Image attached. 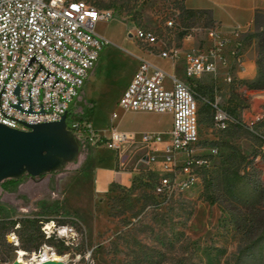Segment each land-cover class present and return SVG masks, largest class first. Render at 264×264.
<instances>
[{
    "label": "rangeland",
    "instance_id": "374dc122",
    "mask_svg": "<svg viewBox=\"0 0 264 264\" xmlns=\"http://www.w3.org/2000/svg\"><path fill=\"white\" fill-rule=\"evenodd\" d=\"M84 1L112 11L110 20H98L94 25L95 32L105 34L109 42L98 51L99 55L105 53L101 72L73 101L68 119L87 117V105L93 102L91 115L96 117H105L113 110L119 112L114 93L130 72L134 53L149 49L138 40L131 45L125 37L127 26L147 28L158 39L178 45L179 30L166 26L165 21L171 18L184 25L191 22L175 17L172 9L177 8L168 0ZM192 23L204 25L201 19ZM252 31L253 26L240 33V37ZM194 34L205 37L202 32ZM245 46V55L242 51L241 63L236 66L242 73L241 79L255 73L254 39ZM159 61L161 67L171 71L170 65L162 63L163 58ZM201 84H195L199 146H215L217 153L207 155L208 167L199 168L198 180L190 188L175 190L168 198L156 196L152 185L158 175L150 169H141L142 173L135 175L128 186L112 184L103 194H95L91 191V171L107 159L108 152L76 140L77 154L59 168L34 178L24 174L18 179L0 181V219L30 220L28 226L20 221L7 224L0 240V264H8L19 251L23 253V261L32 262L36 254L42 257L44 249L64 258L68 264H172L191 250L189 246L185 248L183 236L195 241L198 247V251L191 252L189 264H196L198 258L194 255L200 256L201 249L208 245L224 246L227 264H234L236 243L226 234L230 211L225 208L221 193L224 174L220 172L219 161L229 146L243 155L256 154L255 160L261 167L259 176L264 178V165L260 161V147L264 143V90L229 91L225 101L220 99V105L239 114L241 120L240 124H229L221 130L211 125L210 108L201 107V95L214 99L213 89ZM251 121L254 123L248 126ZM215 197L214 203L208 202V198ZM6 244H10L7 249Z\"/></svg>",
    "mask_w": 264,
    "mask_h": 264
},
{
    "label": "built area",
    "instance_id": "2783aa9c",
    "mask_svg": "<svg viewBox=\"0 0 264 264\" xmlns=\"http://www.w3.org/2000/svg\"><path fill=\"white\" fill-rule=\"evenodd\" d=\"M172 10L177 17L178 10ZM111 17L110 9L98 8L84 0H0V123L26 130L28 124L57 121L66 114L67 128L78 142L114 150L138 142L143 148L141 160L159 167L153 193L168 198L175 190L190 188L198 180L199 168L208 167L207 155L217 153L215 146H199L197 101L190 83L144 56L135 55L138 65L117 100L118 107L123 111L168 112L172 119L165 133L142 131L138 141L134 132L111 125L109 134L102 135L87 117L67 116L98 58V51L109 42L97 37L94 25ZM165 24L186 36L198 31L208 38L205 46L183 52L174 45L157 50L171 64L183 58L186 80L208 75L212 79L221 77L227 84L234 81L229 68L241 63L240 25L233 26V40L229 42L214 25L184 26L171 18ZM132 35L148 46L159 41L154 32L140 26L134 28ZM164 77L169 78V86L164 85ZM207 103L213 128L222 130L229 124L241 123L216 98ZM115 117L112 113L111 118ZM260 153L264 154V143ZM36 255L32 262L42 258L39 253Z\"/></svg>",
    "mask_w": 264,
    "mask_h": 264
},
{
    "label": "crops",
    "instance_id": "0c3cea01",
    "mask_svg": "<svg viewBox=\"0 0 264 264\" xmlns=\"http://www.w3.org/2000/svg\"><path fill=\"white\" fill-rule=\"evenodd\" d=\"M171 2H177L185 9L192 10H207L212 19L213 25L217 28L220 35L228 39L229 42L233 40L231 34L232 28L235 25L241 26V33L245 30L250 29L252 26L253 14L256 9H264V0H168ZM123 22L126 26L127 24ZM129 28L128 26L125 29V37L130 40L132 46H134V41L136 40L132 35L134 28ZM95 32V30H94ZM96 33V32H95ZM106 38L105 34H98ZM205 36V35H204ZM107 39V38H106ZM199 34H191L190 36L181 35L179 37L178 45L174 44L173 41L166 43L165 41L159 39V41L154 46H148L149 49L141 51V53H134L136 55H142L148 59L153 64L159 66L163 70V67L160 66V59H162L158 54L157 50L164 48V45L171 46L174 45L180 49L181 52L195 48L197 46H205L208 43V38L205 36L203 40ZM134 40V41H133ZM253 44V43H252ZM249 46V45H248ZM138 49V45H135ZM245 48L246 46L243 45ZM243 48V52H244ZM140 49V48H139ZM141 50V49H140ZM105 53L98 55L96 63L88 71V75L81 87L80 92L87 88V84L91 81L93 77H98L99 72H101V60L104 57ZM245 55V52H244ZM134 57V56H133ZM256 50L253 54V65L255 67V73L253 76L248 79H241L242 73L234 66L229 68V73L235 80L240 81H249L253 79L256 75V64H255ZM164 59V58H163ZM163 64H168L171 67V71L168 73H173L177 78L187 81L191 86H195L196 82L203 83V87H210L213 89L214 98L218 101L227 98L229 94V86L223 82L222 78L212 79L208 75H204L198 79L186 80L183 73V58L180 57L174 64H171L167 59H164ZM117 66L118 63H113ZM138 65V60L136 57L133 59V64L131 66L130 72L123 78L121 84L117 87L114 93V103L117 105V100L120 97L122 91L128 84L130 78L132 77L134 71ZM163 83L165 86L170 85V80L168 77L163 78ZM235 91H245V87L241 85L240 87L234 88ZM86 94H89V90L86 89ZM89 96V95H88ZM207 97H201L202 102L207 103ZM92 101V99H91ZM208 104V103H207ZM95 107V102L88 103L87 109L88 112H85L87 118L92 123V126L97 129L102 135L109 134V127L112 125L118 130L122 131H131L136 134V140L138 141L139 132L142 131H151V132H160L165 133L171 127V114L168 112L158 113L152 111H123L119 107V112L116 110L111 111L110 114H107L105 117H96L91 115ZM92 112V113H91ZM115 113L116 117L111 118V114ZM165 138V137H164ZM164 141V139H163ZM163 141L159 143L161 147ZM96 149H102L105 152H108L107 159L99 165V167H94L91 171V191L95 194H103L106 192L112 184H117L121 186H128L135 175L141 174L142 170H151L154 171L157 175L159 173V167L155 164H147L141 160V155L143 153L142 146L135 142L134 144H124L118 150L106 148L104 146H98ZM86 150H91L89 147H86ZM93 150V149H92ZM47 183V181H46Z\"/></svg>",
    "mask_w": 264,
    "mask_h": 264
},
{
    "label": "trees",
    "instance_id": "16d2710c",
    "mask_svg": "<svg viewBox=\"0 0 264 264\" xmlns=\"http://www.w3.org/2000/svg\"><path fill=\"white\" fill-rule=\"evenodd\" d=\"M177 10V17L180 20L191 21L187 25L178 22L180 25L191 26L193 20L201 19L204 22L202 27L212 26V19L207 10L185 9L177 2L173 3ZM253 31L243 34L240 39L242 45H246L252 38L256 45V75L249 81L235 80L230 84V93L234 88L243 85L246 90H264V9H256L252 19ZM183 32H178L180 37ZM194 93L196 86H191ZM200 97H204L201 95ZM196 98V97H195ZM197 101V99H196ZM201 107L210 106L202 102ZM198 108V106H197ZM233 114L232 112H229ZM240 118L239 114H233ZM238 125V124H235ZM261 163L264 165V154H261ZM256 154L251 156L243 155L233 147L229 146L226 154L220 158V172L224 174L222 180L223 201L230 213L228 214V228L226 234L236 243L233 254L234 264H263L264 263V178L259 176L261 167L255 160ZM244 168L246 171L241 170ZM26 173H23L24 175ZM21 176V175H20ZM18 176L15 179H18ZM12 179V178H8ZM215 198H208L209 203H214ZM21 222L23 226H28V219H0V240H3L4 230L7 224L11 225ZM185 248L189 246L191 250L187 254L177 257L172 264H189L190 254L198 251L196 242L183 236ZM173 240V239H171ZM6 249L10 244H6ZM186 253V251H185ZM226 248L224 246H204L200 251V256L196 264H220L222 261L227 264L225 258Z\"/></svg>",
    "mask_w": 264,
    "mask_h": 264
},
{
    "label": "water",
    "instance_id": "95a60500",
    "mask_svg": "<svg viewBox=\"0 0 264 264\" xmlns=\"http://www.w3.org/2000/svg\"><path fill=\"white\" fill-rule=\"evenodd\" d=\"M28 124V129H15L0 123V181L26 173L31 178L59 168L78 152L76 139L65 121ZM9 264H68L62 258L42 257L25 262L14 257Z\"/></svg>",
    "mask_w": 264,
    "mask_h": 264
},
{
    "label": "bare ground",
    "instance_id": "6f19581e",
    "mask_svg": "<svg viewBox=\"0 0 264 264\" xmlns=\"http://www.w3.org/2000/svg\"><path fill=\"white\" fill-rule=\"evenodd\" d=\"M23 253L21 251L18 252V255L16 256L19 260L23 261V259L21 258V255ZM42 257H53V258H58L57 255H55L54 253H48L46 249H44L43 253H42Z\"/></svg>",
    "mask_w": 264,
    "mask_h": 264
}]
</instances>
